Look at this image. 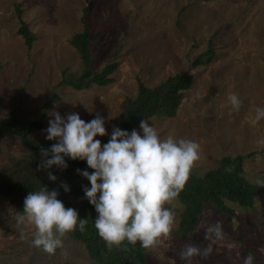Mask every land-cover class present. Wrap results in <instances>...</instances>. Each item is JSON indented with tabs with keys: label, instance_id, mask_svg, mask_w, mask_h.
Segmentation results:
<instances>
[{
	"label": "rangeland",
	"instance_id": "1",
	"mask_svg": "<svg viewBox=\"0 0 264 264\" xmlns=\"http://www.w3.org/2000/svg\"><path fill=\"white\" fill-rule=\"evenodd\" d=\"M18 7L37 36L31 49L18 33ZM85 28L92 69L114 62L118 67L108 86L77 91L59 83L64 72L79 75L84 68L70 40ZM210 42L212 61L194 66ZM177 74L192 75L194 82L176 115L148 121L161 139L171 135L199 145L190 175L203 176L224 157L243 155L244 177L252 184L264 181V143H257L264 141V119L252 124L256 109L264 108V0H0V121L13 113L24 122L45 116L44 128L33 139L46 140L54 112L65 119L75 112L84 121L97 113L104 117L107 134L96 137L102 141L119 126L123 102L137 97L138 80L155 88ZM230 94L238 97V110ZM25 155L21 140L6 135L0 141V174ZM71 202L79 212L86 199L71 197ZM227 204L234 216L208 204L194 234L186 238L179 234L184 205L177 199L166 205L175 212L172 231L147 248L148 262L187 264L178 253L193 244L211 251L206 258L193 257L191 264H244L249 255L254 264H264V190L253 209ZM17 213L12 198L0 197V264H95L68 233L53 253L31 246L34 229L18 227ZM217 222L222 238L207 233L205 239Z\"/></svg>",
	"mask_w": 264,
	"mask_h": 264
},
{
	"label": "clouds",
	"instance_id": "2",
	"mask_svg": "<svg viewBox=\"0 0 264 264\" xmlns=\"http://www.w3.org/2000/svg\"><path fill=\"white\" fill-rule=\"evenodd\" d=\"M229 102L239 109L240 101L230 94ZM45 130V139L56 141L50 148H41L38 171L53 167L66 169L65 157L75 161H86L87 170L77 169V173L90 182L84 188V197L95 208L94 220L99 237L111 250L119 248L125 241L144 248L154 247L161 237L172 231L175 212L166 207L175 201L184 189L191 168L199 159V145L193 141L176 140L169 135L161 139L148 120L142 119L139 131L131 132L113 127L111 137L101 146L97 136L107 134L105 119L99 113L90 121L81 119L78 113H69L66 119L54 112ZM264 119V108H257L252 124ZM258 144L264 141H257ZM48 179L57 177L48 171ZM255 183L264 185L257 179ZM69 190L67 184L62 185ZM56 190L46 187L37 192H29L23 202V210L17 213V226L34 231L31 246L46 253H53L62 246V238L77 226L84 231L88 219L79 217L74 208H66L58 198ZM217 239L222 238L220 222L207 229ZM20 239L24 240L22 229ZM210 249L185 244L178 255L181 261L191 264L192 258H206ZM244 264H254L252 256L244 257Z\"/></svg>",
	"mask_w": 264,
	"mask_h": 264
},
{
	"label": "trees",
	"instance_id": "3",
	"mask_svg": "<svg viewBox=\"0 0 264 264\" xmlns=\"http://www.w3.org/2000/svg\"><path fill=\"white\" fill-rule=\"evenodd\" d=\"M18 15L20 18L18 33L24 39L27 48L31 49L37 36L23 20L20 7H18ZM89 40L90 34L87 28L82 33L72 36L70 43L80 54L84 68L79 75L64 72L59 85L83 91L93 86L105 87L113 82L112 74L118 64L110 63L100 71H94L91 67L93 53ZM214 55L213 42H210L208 50L195 59L194 66L210 63ZM193 82V76L185 74L170 77L155 88H148L141 80H138V95L134 99L127 98L123 102L118 128L129 132L139 126L142 119L175 116L185 92L191 88ZM59 99L56 96L54 100ZM1 104L0 98V106ZM45 124V116L39 120L24 122L15 113L9 119L0 121V141L8 134L18 137L26 151V155L16 166L0 174V197L12 198L17 211L21 214L24 199L29 192H37L44 187L49 191L56 190L57 198L65 207L74 208L71 197L86 199L83 190L91 186L86 178L77 173V169L92 172L86 161H73L65 157L68 165L66 169L53 167L49 170H37L42 159L40 149L50 148L56 142L32 138V134L43 129ZM111 133L101 141L102 147L110 139ZM245 158L246 156L243 155L224 157L217 169L203 176L189 175L184 189L177 198L185 207L179 225V234L182 238L194 234L204 208L208 204L229 216H234V210L229 207L228 202L237 204L243 209L255 207L256 199L264 189L260 185L252 184L244 177ZM48 171L57 177L56 181L48 179ZM64 184H67L69 188L67 192L62 187ZM77 213L80 218L88 219V223L84 231H80L77 226L76 230L68 235L72 240L84 245L88 256L95 264H150L146 255L147 249L139 242L132 245L125 241L119 248L114 246L111 250L106 247L94 226L97 213L87 199L82 210Z\"/></svg>",
	"mask_w": 264,
	"mask_h": 264
}]
</instances>
